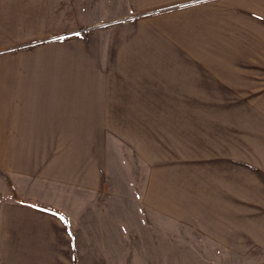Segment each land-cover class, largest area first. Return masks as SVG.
<instances>
[{"label": "crops", "instance_id": "1", "mask_svg": "<svg viewBox=\"0 0 264 264\" xmlns=\"http://www.w3.org/2000/svg\"><path fill=\"white\" fill-rule=\"evenodd\" d=\"M262 79L264 0H0V170L85 195L67 199L83 207L74 218L54 199L4 202L0 264H84L87 251L116 260L118 246L80 240L98 220L90 195L132 169L131 156L138 204L191 228L183 237L214 264H264V108L243 102L261 135L245 169L235 134L226 157L188 155L218 125L198 111L219 109L221 94H262Z\"/></svg>", "mask_w": 264, "mask_h": 264}, {"label": "rangeland", "instance_id": "2", "mask_svg": "<svg viewBox=\"0 0 264 264\" xmlns=\"http://www.w3.org/2000/svg\"><path fill=\"white\" fill-rule=\"evenodd\" d=\"M120 1L124 2L125 5V0ZM110 23L106 21L97 22L93 23L91 27L98 29ZM220 100L219 109L198 111L200 112V117L205 119V122L209 119L208 117L214 115L218 125L214 127L213 134L204 135L202 141H189L188 155L189 157L200 158L199 155L203 153L204 159L226 157L227 135L231 137L235 134L236 141L234 144L230 142L229 147L230 149L232 146L235 148L236 169H245V159L252 161L254 156L257 159L259 157L258 149L254 154L252 147L254 145L255 147L259 146V142H253V139L260 138L261 135L258 125H249L253 119L249 120L247 117H244L246 110L243 107V102L251 101L257 106L258 111V108H264V93L261 94L256 91L248 94H221ZM231 103H236V111L235 113L232 112L233 117H236L235 120L232 115V118L230 117L229 104ZM191 112L189 111V117ZM233 120L235 121L234 125H232ZM204 128L211 129V126L205 125ZM198 137L201 139V136L198 135ZM213 149L216 152H213ZM245 152L248 157H245ZM196 153H200L199 157H197ZM132 158V156L131 159L127 158L132 164V169H120V173L117 172L112 175L110 188L107 191L90 195L94 204L92 205V212H88L91 213L94 219L98 218V220L91 223L89 227L90 232L80 240V245L86 247L85 250L88 249L87 246H118L119 253L117 255H108L111 258L112 256H117V259L102 263L98 258L99 255H97V259H94L93 257H96V255L87 251V261L84 264H214V255L201 249L202 242L200 239L193 237L191 242V239L183 237L191 228L179 222L167 220L158 214L156 215L141 204H138V201L136 202L137 199L135 198H139L142 191L143 172L142 169H138L140 167L134 164V161H131ZM207 163L205 162L204 164ZM191 168L198 169L194 159ZM204 169L210 168L204 167ZM74 196L83 197L85 195L70 189L53 188L51 185L44 184L33 178L13 179L7 173L0 170V207L7 201L31 202L46 206L45 200L54 199V202L57 204L55 208H59L65 213L68 212L69 208L70 214L73 217L75 215L78 216L80 213L81 215L83 214V207H68V197ZM51 208L55 209L54 206ZM74 208L80 209V212L78 213ZM99 217L105 218V220L99 221ZM82 219L79 216L76 224L83 225ZM167 231H170L171 235L165 238L164 235L168 233ZM92 232L94 234H91ZM80 242L78 240V243ZM163 245L172 246L169 253L163 254L157 252L154 254L153 252H149L151 247ZM186 247L189 249L188 253L181 252L180 249L183 248L185 250L187 249ZM138 249L139 253L132 252L138 251ZM189 251H192V253H189ZM236 264L244 263L237 261Z\"/></svg>", "mask_w": 264, "mask_h": 264}, {"label": "trees", "instance_id": "3", "mask_svg": "<svg viewBox=\"0 0 264 264\" xmlns=\"http://www.w3.org/2000/svg\"><path fill=\"white\" fill-rule=\"evenodd\" d=\"M50 209H52L53 211L55 210V209H53V208H51V207H49ZM56 211V210H55Z\"/></svg>", "mask_w": 264, "mask_h": 264}]
</instances>
